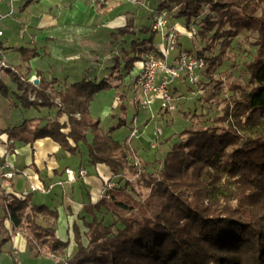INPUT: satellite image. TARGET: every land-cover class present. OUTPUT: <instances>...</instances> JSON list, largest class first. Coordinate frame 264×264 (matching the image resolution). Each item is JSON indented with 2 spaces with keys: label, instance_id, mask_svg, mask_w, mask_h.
Listing matches in <instances>:
<instances>
[{
  "label": "trees",
  "instance_id": "16d2710c",
  "mask_svg": "<svg viewBox=\"0 0 264 264\" xmlns=\"http://www.w3.org/2000/svg\"><path fill=\"white\" fill-rule=\"evenodd\" d=\"M95 1L104 10L105 1ZM158 6V17L166 11V21L180 18L186 32L192 31L194 47L180 53L204 58L206 66L197 83L205 77L220 87L223 81H215V73L227 62L233 41L245 32L257 34L256 53L246 63L248 83H227L232 95L223 99L210 96L222 105V115L207 124L186 115L190 123L174 132L172 139L159 137V147L168 144L169 149L160 154L157 148L151 158L138 154L127 138L114 136L125 119L109 129L102 125L101 117L90 109L95 94L121 84L133 90V77L130 83L125 78L137 62L148 54L165 57L154 43L159 32L154 23L149 26L129 18L111 33L123 38L121 50L101 79L84 78L62 86L58 78L48 80L37 71L36 84L21 65L11 67L6 62L2 69L22 91L16 95L22 106L57 107L58 112L46 123L27 119L5 132L11 146L16 141L33 145L45 137L72 155L84 146L92 164H107L113 171L97 201L84 205L86 231L81 233L74 225L76 247L66 257L69 264H264V0H159ZM143 13L142 17L152 18ZM180 37L181 33L178 46ZM7 50L20 52L24 62L40 55L37 47H6L0 41V61ZM0 92L10 95L2 78ZM121 108L126 113V105ZM159 114L169 113L159 107ZM129 173L136 179L126 177ZM137 188L147 194L140 196ZM31 193L11 194L10 202L0 198L5 210L0 217V253L17 233L25 235L36 256L45 249L66 253L70 243L61 240L54 227L58 209L36 201Z\"/></svg>",
  "mask_w": 264,
  "mask_h": 264
},
{
  "label": "crops",
  "instance_id": "0c3cea01",
  "mask_svg": "<svg viewBox=\"0 0 264 264\" xmlns=\"http://www.w3.org/2000/svg\"><path fill=\"white\" fill-rule=\"evenodd\" d=\"M27 1L0 0V13L4 15L0 23V29L3 31L0 41L6 47H37L40 55L33 57L29 62H24L20 52L7 50L4 53L5 60L11 67L21 65L22 72L29 75L30 81H35L38 78L37 71H40L48 80L58 78L62 86L84 78L96 80L106 76L109 71L107 67L113 64L112 57L121 50L120 41L123 39L113 37L111 33L117 27L125 25L129 18H134L136 23L142 24V19H146L142 17L143 12L147 11L149 14L148 0L142 2L100 0L105 1L104 10L95 0H29V4L23 8ZM171 23L181 35L186 31L183 23L178 21ZM166 31L163 30L162 39ZM155 45L163 52L167 48V44L155 43ZM186 48L179 39V49L171 50L168 53V60L173 61L180 51ZM141 68V64L137 62L134 70L125 78V83H130L131 78ZM0 78L10 89L9 97H4L0 92V182L10 194L32 192L36 201L58 209L59 219L54 227L61 240L69 241L67 253L70 255L76 247L74 225L80 227L81 233L86 231L82 219L86 214L84 205L89 201H97L107 182L112 178L113 171L107 164H92L84 146L81 147L80 152L72 155L61 150L59 144L50 137L36 139L33 145L16 141L11 146V141L5 132L8 128L19 126L27 119H43L46 123L47 119L56 118L58 108L22 106L16 97L17 93H22L18 89V84L12 81L2 68H0ZM112 81L119 84L116 80ZM38 83L39 81L36 84ZM133 94L134 91L126 88L124 84L117 89L101 91L95 94V99L91 102V112L101 117L102 125L106 129L116 127L121 119H125V126L116 129L113 134L120 140L127 138L143 157L151 158L157 148L160 154H164L169 146L164 144L159 147L160 136L157 135L156 129L162 123L161 120L163 121L169 114L161 116L159 110L157 114L154 113L155 107L159 108V99L151 108H144L141 105L142 95L137 99L138 105L127 102L126 97L130 95L129 99H131ZM31 96L34 98V94ZM122 104L127 107L126 113L122 111ZM152 116H155L154 130H150ZM63 119L65 120L66 117ZM132 122L137 127L145 128L143 133L138 130L135 135L144 137L148 142L142 141L136 146L133 144L135 135L127 132L125 135L122 134L123 128L126 127L132 131ZM72 163L75 166H71ZM67 168L73 169L75 173L84 168L87 174L79 175L75 181H66L64 185L59 184L61 179H66ZM8 171H13L15 174L10 185L3 177V173ZM34 184L47 188L53 185V187L46 192L32 191L31 186ZM2 208L0 206V217L5 214ZM4 224L11 232L10 220L6 219ZM83 240L87 243L85 236ZM1 250L0 264H17L20 258L16 254L19 252L26 258L34 259L41 256L32 253L25 235L21 233L13 234L11 240L2 245Z\"/></svg>",
  "mask_w": 264,
  "mask_h": 264
},
{
  "label": "rangeland",
  "instance_id": "374dc122",
  "mask_svg": "<svg viewBox=\"0 0 264 264\" xmlns=\"http://www.w3.org/2000/svg\"><path fill=\"white\" fill-rule=\"evenodd\" d=\"M141 2L143 0H140ZM148 0L147 2V9L149 10V14L152 15V18H146L142 19L141 23L147 24L151 26L156 18L158 17L159 13L161 12L159 10V0ZM143 4V3H142ZM145 6V5H143ZM170 18V17H169ZM182 22V19L180 18H174L173 22ZM166 25L171 28H175L172 24L169 25V22L166 21ZM196 28V27H194ZM166 28H162L161 30H158L159 32L156 33L154 37V41L157 44H167V39L164 36V39H162V32ZM186 29V28H184ZM147 36V35H143ZM142 36V37H143ZM192 35L190 33H187L186 31L183 32V34L180 37V41L182 42L184 48H193L194 42L191 38ZM257 34L251 33V32H245L242 33V35H239L232 44V48L228 51V60L225 62L220 68H218L217 72L215 73V81L221 80L223 81V84L219 87L216 82L210 83L208 78L203 79L200 83L193 84L191 81V77L187 76L186 79H179L177 80V88L175 89L176 85H171V88L175 91V100L174 103L176 104V109L173 111H168L169 115L167 118L161 120L162 123L159 124L158 127H161L164 131V134L162 135L163 139H172L174 132L181 131L185 126H187L190 123V120L192 118L195 119H201L203 122L212 123L214 118L218 115H222V105L218 106L215 104V100H210V96L212 94L217 95L218 98L223 99L225 97L231 96V92L228 91L226 84L227 83H244L247 84L249 81V75L246 71V63L253 59L254 54L256 53L257 47L256 41H257ZM199 44V43H198ZM178 46V44H177ZM197 47H199L197 45ZM179 49V46L177 47ZM199 49V48H197ZM215 53H218V49L215 50ZM139 64L141 66L143 65V61H139ZM193 86V87H192ZM133 91L135 94L131 96V99L129 97H126L127 102H133L139 104L137 102V99L139 96H141V92L137 91L133 88ZM142 98V97H141ZM142 103V101H140ZM142 105V104H141ZM160 107V106H159ZM132 108L134 109L135 107ZM155 114H157V110H159L158 107H155ZM144 112V109L142 108V113ZM191 117V119H187V116ZM153 121L152 124H150V130L155 128V116H152L151 118ZM145 123V122H144ZM137 127V126H136ZM142 127V126H138ZM122 128V127H121ZM157 131V129H156ZM125 132L127 133H133L129 128H123L122 134L125 135ZM142 133V132H141ZM142 141L145 140L144 137H140L135 135V138L133 140L134 145H138ZM148 142V141H147ZM71 166H75L74 163L70 164ZM130 176L131 179H136V177H133L129 174L126 175V177ZM122 177V176H121ZM138 192L140 193V196H145L147 194L146 191L141 190L140 188H137ZM111 216H105L106 219L110 222ZM68 250V249H67ZM34 253V252H32ZM56 253H50L48 250H44L40 257L34 258L33 257H25L23 254L19 252V254H16L20 259H18L17 264H60L55 262L53 260V255ZM22 255V257H21ZM58 256L66 258L69 253H57ZM35 256V255H34ZM41 261V262H40Z\"/></svg>",
  "mask_w": 264,
  "mask_h": 264
},
{
  "label": "built area",
  "instance_id": "2783aa9c",
  "mask_svg": "<svg viewBox=\"0 0 264 264\" xmlns=\"http://www.w3.org/2000/svg\"><path fill=\"white\" fill-rule=\"evenodd\" d=\"M4 15L0 13V23ZM166 16L167 12H163L161 16L157 17L154 24V30H161L163 27L166 28V33L164 34L167 38V48L164 51L165 57L158 58L153 54H148L143 61L141 70L132 78V86L137 91H140L142 94V106L145 108H151L152 105L159 99L160 100V109L173 111L176 109V104L174 103L175 94L172 92L171 85L179 79H186L187 76L191 77L193 84L197 83L201 76V71L205 68L206 62L204 58L197 57L191 53L183 52L179 54V57L175 61L168 60V53L171 50L177 48L178 36L181 33L176 28L168 29L166 25ZM194 32V31H193ZM3 31L0 29V36H2ZM192 31L190 35H192ZM6 61L3 58L0 61V68L5 67ZM133 133L135 135L137 131L144 132V127H136L132 122ZM164 131L161 127L157 128V135L162 136ZM66 179H61L59 184L64 185L66 181H75L77 177L85 176L87 171L84 168H81L78 173L71 168L65 170ZM15 174L13 171H8L3 173L5 181L13 180ZM51 185L49 188L45 186H37L36 184L31 186L32 191H49L52 188ZM29 194L28 191L20 193L18 196L25 197ZM0 197H7L9 202L12 199V195L7 191L4 184L0 182ZM53 260L60 264H69L66 258L58 256L57 254L53 255Z\"/></svg>",
  "mask_w": 264,
  "mask_h": 264
},
{
  "label": "water",
  "instance_id": "95a60500",
  "mask_svg": "<svg viewBox=\"0 0 264 264\" xmlns=\"http://www.w3.org/2000/svg\"><path fill=\"white\" fill-rule=\"evenodd\" d=\"M38 82V80H36V83Z\"/></svg>",
  "mask_w": 264,
  "mask_h": 264
}]
</instances>
